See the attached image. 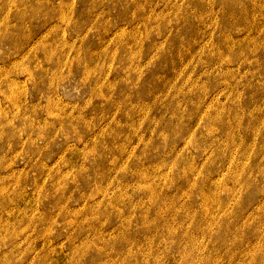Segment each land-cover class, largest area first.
Segmentation results:
<instances>
[{
    "label": "rangeland",
    "instance_id": "1",
    "mask_svg": "<svg viewBox=\"0 0 264 264\" xmlns=\"http://www.w3.org/2000/svg\"><path fill=\"white\" fill-rule=\"evenodd\" d=\"M52 1L0 0L56 25L0 44V264H264V0Z\"/></svg>",
    "mask_w": 264,
    "mask_h": 264
},
{
    "label": "bare ground",
    "instance_id": "2",
    "mask_svg": "<svg viewBox=\"0 0 264 264\" xmlns=\"http://www.w3.org/2000/svg\"><path fill=\"white\" fill-rule=\"evenodd\" d=\"M45 1L47 2V4L49 3L50 6H54L52 0H45ZM235 1L238 3V6H236L237 7L236 10H237V14L239 16V19L235 23H237V25H239L238 23L246 21L248 19V17L253 15V13H251L250 9L253 8V6L257 7L258 4L256 2H254V0H235ZM249 4H251L253 6L250 7ZM232 9H234V8H232ZM232 9H231V11L234 14ZM59 10H60V14L65 16L64 13H63L64 12V8L62 6L59 7ZM250 13H251V15H250ZM47 22H49V21H45V19H44V21L42 22V24L40 26H37L35 28V30H34V28L32 29V32H31L30 36H28L27 40H26V42L27 41L31 42V44L28 46V48H25L24 45H23L24 43L21 44V41L18 40L19 33H17V35L14 36L15 33L10 32V30L7 29L6 24H4L2 26V27H4V28H2V33H0V44L1 45H4V44L6 45V44H9V43L12 42V43H14V46H15L14 49L17 51V53L19 55H21L23 53L22 51L27 53V52H29V51L33 50L34 48H37V47H39L41 45L42 42H39V43L36 42L41 35H43L41 37V39H42L46 35H51L53 33L54 26H56V25H51V24H49ZM22 37L25 39V35L24 34H22ZM244 41H245L244 39L237 40L236 42H239L240 46H236V45H233L234 43H236L235 41H230L229 42V40H228L227 42H225V44L222 47L217 48L218 50H224L225 48H227L226 49V54H225L221 64L229 65L228 56L231 53L230 51H232L233 49L235 51L239 50L238 51L239 55L236 54V58L239 61H245L246 60L245 57L240 56V54H242L243 52H249L248 47H250V45L248 43H245ZM18 43L21 44V45H19ZM25 49H27V51H25ZM23 57L24 56H22V58ZM14 59H16V58L15 57L13 58V56H8L6 58V60H3V62L5 64V63H8L9 61H13ZM202 194H203V192H202ZM204 195L206 197L207 193H204Z\"/></svg>",
    "mask_w": 264,
    "mask_h": 264
}]
</instances>
